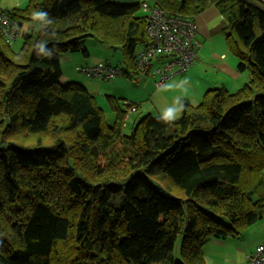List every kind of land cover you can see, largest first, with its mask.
I'll use <instances>...</instances> for the list:
<instances>
[{
	"label": "trees",
	"instance_id": "16d2710c",
	"mask_svg": "<svg viewBox=\"0 0 264 264\" xmlns=\"http://www.w3.org/2000/svg\"><path fill=\"white\" fill-rule=\"evenodd\" d=\"M149 5L184 18L215 6L248 81L196 105L182 98L178 119L146 114L127 134V110L113 103L116 121L104 128L86 88L60 82L59 57L87 56L95 38L120 49L137 79L148 42L139 3L28 0L5 11L23 29L18 50L0 33V264H205L209 239L237 238L263 218L264 3Z\"/></svg>",
	"mask_w": 264,
	"mask_h": 264
},
{
	"label": "crops",
	"instance_id": "0c3cea01",
	"mask_svg": "<svg viewBox=\"0 0 264 264\" xmlns=\"http://www.w3.org/2000/svg\"><path fill=\"white\" fill-rule=\"evenodd\" d=\"M27 1L28 0H0V8L4 11H10L14 8H22L25 6ZM113 1L119 4H130L137 0ZM258 1L264 3L263 0ZM143 2L148 3L146 0L141 1V3ZM141 14H147V11L144 10V13L142 12ZM188 18L192 19L197 25V31L195 33L194 39L198 42V36H201L205 43L201 45L198 42L199 47L196 51V58L188 70L185 73L176 75L168 80L161 89L163 93L162 96L157 94V96L163 99L164 102H171L169 107L179 106V101L182 98H186L193 105H196L201 101L204 93L210 89L224 87L228 91L233 92L240 88L249 79V72L246 69L242 71L238 70L237 58L231 52V50V57H228L227 53L223 50L224 43L221 37L213 35V30H221L225 25V19L219 13L218 9L215 6H210L198 15ZM22 27L23 26L21 25V31ZM221 34L225 36L222 31ZM213 36L216 38L215 44L212 43V40L214 41V39L211 40ZM225 38L226 37H224V41L227 42ZM15 42L16 41H14L13 44ZM89 55L90 53L88 51V55L84 57H88ZM74 58L77 61L80 60L76 57V55H74ZM66 74L70 76V74ZM185 79L187 81H184ZM62 80H64L63 76ZM183 89H187V92H184ZM138 106L139 105L137 104V109ZM153 106L155 107V104ZM140 109L148 111L150 114L153 111L151 108L145 109L144 106H142ZM160 114L161 112H159V115ZM130 115L132 114H126L125 119ZM256 224H258L261 228L259 229L261 237L253 243L247 242L245 240L244 237L246 235H243L244 232L237 238L228 237L209 239L202 247L204 263L247 264L245 259L246 252L252 251L257 244L264 241V218H262L260 222H257ZM252 230L253 229H249L250 232Z\"/></svg>",
	"mask_w": 264,
	"mask_h": 264
},
{
	"label": "rangeland",
	"instance_id": "374dc122",
	"mask_svg": "<svg viewBox=\"0 0 264 264\" xmlns=\"http://www.w3.org/2000/svg\"><path fill=\"white\" fill-rule=\"evenodd\" d=\"M141 1L142 0H137L134 1V3H139L140 5ZM146 1H148V4H151L152 2V0ZM139 12L140 13H138V15H141L143 10L140 8ZM213 35L221 37L224 43L223 50L227 53L228 57H231L230 48L227 45L228 43L224 41L225 36L221 34V30H213ZM212 39H214V41ZM215 39V36L211 38L213 44L216 42ZM198 40L201 45L205 43L201 36H198ZM15 41L16 42L12 45V48L18 50L22 43L21 34H19V37ZM85 43L90 53L88 57H84L78 52L65 53L59 57L62 71L60 82L62 84L67 82H77L86 88V90L94 98L96 105L102 110L104 128L113 125V123L116 121L115 111H113L111 107V104L113 103H116L122 110H127V112H131L130 108L127 107L128 103L134 102L139 105L137 109L138 112L136 111L137 113H132V115L125 119V125L122 130L126 134L131 131L132 127L140 117L150 114L148 111L141 110L140 108L142 106H144L145 109H153L151 113L153 116H158L159 112H161L160 115H163V112L167 110L171 102H164L163 99L157 96V94L159 96L163 95L161 91L163 86L159 88L154 85V82H151L154 81V72L152 68H148V73L145 74L144 78L140 80L135 79L136 76L133 74L132 69H128L127 65L125 64L124 57L120 49L106 48L102 44L98 43L95 38L91 37L88 38ZM74 55H76V57L80 60H75ZM98 62H104L114 67L117 66L125 73L124 75L117 74L107 79L103 76H88L78 71L81 65L90 66ZM66 73L70 74V76H68ZM62 76L64 77V80H62ZM152 102L155 104V107L153 106L154 104ZM249 229L253 230L250 232ZM259 229H261L259 225L255 224V226H251L244 231L243 235L246 236L243 237L247 242H256L261 237ZM180 246L181 237H178L170 254L175 263L181 262Z\"/></svg>",
	"mask_w": 264,
	"mask_h": 264
},
{
	"label": "built area",
	"instance_id": "2783aa9c",
	"mask_svg": "<svg viewBox=\"0 0 264 264\" xmlns=\"http://www.w3.org/2000/svg\"><path fill=\"white\" fill-rule=\"evenodd\" d=\"M140 6L147 11L145 34L148 42L138 49L134 65L140 72L139 80L148 73V68H152L154 85L160 88L172 77L185 73L194 62L199 47L194 39L197 25L192 19L170 14L159 6L145 2ZM20 31V21L10 18L0 8V33L9 45L19 37ZM78 71L88 76H103L107 79L117 74L124 75L121 68L104 62L90 66L81 65ZM129 108L131 112L128 113L135 112L137 105L132 103ZM245 259L247 264H264V241L257 244L252 251L246 252Z\"/></svg>",
	"mask_w": 264,
	"mask_h": 264
},
{
	"label": "clouds",
	"instance_id": "9594fccd",
	"mask_svg": "<svg viewBox=\"0 0 264 264\" xmlns=\"http://www.w3.org/2000/svg\"><path fill=\"white\" fill-rule=\"evenodd\" d=\"M32 18H33V20H46V24H51L52 23V20L48 17V14L45 13V12H42V11L33 12L32 13ZM184 81H187V80L185 79ZM183 91L187 92V89H183ZM131 103H134V102H131ZM134 104H136V103H134ZM183 110H184L183 103L179 104V106L168 107L167 110L163 112V115L158 116V119L161 120L162 122H165V123L172 122V121H174V120L179 118V114ZM132 113H134V112H132ZM132 113H128L127 112L126 114L129 115V114H132Z\"/></svg>",
	"mask_w": 264,
	"mask_h": 264
}]
</instances>
